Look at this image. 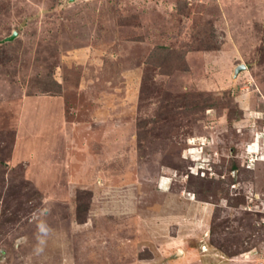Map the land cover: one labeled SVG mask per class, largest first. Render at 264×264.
Returning a JSON list of instances; mask_svg holds the SVG:
<instances>
[{
	"label": "rangeland",
	"instance_id": "374dc122",
	"mask_svg": "<svg viewBox=\"0 0 264 264\" xmlns=\"http://www.w3.org/2000/svg\"><path fill=\"white\" fill-rule=\"evenodd\" d=\"M0 264H264V0H0Z\"/></svg>",
	"mask_w": 264,
	"mask_h": 264
},
{
	"label": "clouds",
	"instance_id": "9594fccd",
	"mask_svg": "<svg viewBox=\"0 0 264 264\" xmlns=\"http://www.w3.org/2000/svg\"><path fill=\"white\" fill-rule=\"evenodd\" d=\"M39 231L43 232V233H47L48 229H47V227L45 225L41 224L39 226Z\"/></svg>",
	"mask_w": 264,
	"mask_h": 264
},
{
	"label": "water",
	"instance_id": "95a60500",
	"mask_svg": "<svg viewBox=\"0 0 264 264\" xmlns=\"http://www.w3.org/2000/svg\"><path fill=\"white\" fill-rule=\"evenodd\" d=\"M72 1H73V0H72ZM14 37H15V36H12L11 38H9V39H8V41H11V40H13V39H14ZM238 71H240V69H239Z\"/></svg>",
	"mask_w": 264,
	"mask_h": 264
}]
</instances>
